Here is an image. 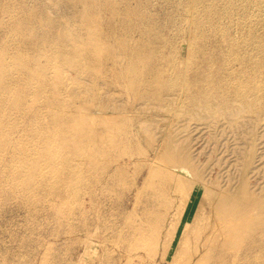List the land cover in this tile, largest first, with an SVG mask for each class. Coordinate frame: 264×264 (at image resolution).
<instances>
[{
	"label": "rangeland",
	"instance_id": "1",
	"mask_svg": "<svg viewBox=\"0 0 264 264\" xmlns=\"http://www.w3.org/2000/svg\"><path fill=\"white\" fill-rule=\"evenodd\" d=\"M96 1L0 0V264H264V0Z\"/></svg>",
	"mask_w": 264,
	"mask_h": 264
},
{
	"label": "bare ground",
	"instance_id": "2",
	"mask_svg": "<svg viewBox=\"0 0 264 264\" xmlns=\"http://www.w3.org/2000/svg\"><path fill=\"white\" fill-rule=\"evenodd\" d=\"M81 1H83L84 4L86 5V7L88 9L87 15H88V17H91V18L94 16L96 11L101 6V3L99 1H96V0H81ZM107 1L108 0H106L104 3H108ZM200 4H203V7L199 10L198 8H199ZM251 5L252 4H250V0H229L228 4H223L221 2V0H188V3L186 4V7H185V12H186V15L190 18V21H188V22H189L190 31L192 32V37L189 38L188 40H186L185 48L188 47L190 49L189 51H191L192 55H194V54L200 55L201 58L204 60V62L207 61V65H208L210 63V61H213V59L211 58V56L207 57L203 53L204 52L202 49L203 48L202 45L204 42L203 41L204 40V38H203L204 29L203 28L206 25H209V27L214 29L215 33H217V34L222 33L226 29V26H223L222 22H221L224 18L229 17L230 13L232 11L237 10V9L242 11L241 13L244 15L249 14L251 11ZM116 6L118 7V5H116ZM116 11H117V9H116ZM32 14H34V13H32ZM242 14H241V17H242ZM243 18L244 17H242L241 19H243ZM249 20H251V21H244V20L238 21V25H240L242 28H244L246 30V33L243 36V38H241L240 40L234 39L232 41V46L236 47V46L251 45V46L256 47L257 51L259 53V55H257V58L255 56L253 57L252 54H250V55L248 54V58H246V59L249 62H253V64L255 61V62H257L255 64L258 65V64H261L264 62V24L261 27H258L257 19L252 20V18H251ZM259 20H264V17H260ZM66 26H68V25H66ZM144 28H146V27H144ZM145 33L147 35L150 34L151 33L150 29L146 28ZM99 43H101V42H99ZM121 43L124 44L123 42H121ZM96 45H98V44H96ZM124 46H125V44H124ZM232 54H234L235 56H238V54L236 53L235 50L232 52ZM232 58H234V57H232ZM232 58H228V61H231ZM4 73H5V67L3 65H1L0 66V79H1V81L3 79L1 76ZM129 76H132L131 73H129ZM134 77L135 76L130 77L129 79H135ZM198 78L201 79V81H204V83H208L211 80H215L216 75L215 74L209 75V74H205L203 72L202 74H200V77H198ZM193 80H194V82L192 81V84L194 86L197 81H196V78ZM250 90H253L252 92H254V94H256L257 89H254L252 87V89H250ZM204 94H206V93L204 92ZM254 103H258V101L254 102ZM60 109H62V108H60ZM170 156H171L170 158L172 159L173 162L176 163L178 161V160H176V157L173 156V154H170ZM54 171H56V170H54ZM187 241H189V239ZM187 241L185 243H187Z\"/></svg>",
	"mask_w": 264,
	"mask_h": 264
},
{
	"label": "water",
	"instance_id": "3",
	"mask_svg": "<svg viewBox=\"0 0 264 264\" xmlns=\"http://www.w3.org/2000/svg\"><path fill=\"white\" fill-rule=\"evenodd\" d=\"M180 172L183 174H187V172L185 170H181Z\"/></svg>",
	"mask_w": 264,
	"mask_h": 264
}]
</instances>
